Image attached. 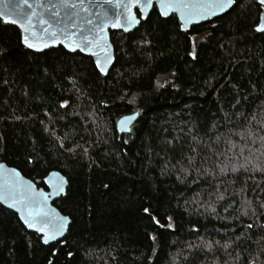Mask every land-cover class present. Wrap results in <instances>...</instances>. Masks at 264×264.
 <instances>
[{
  "label": "trees",
  "instance_id": "obj_1",
  "mask_svg": "<svg viewBox=\"0 0 264 264\" xmlns=\"http://www.w3.org/2000/svg\"><path fill=\"white\" fill-rule=\"evenodd\" d=\"M260 12L235 0L182 31L154 6L110 33L105 76L80 52L25 48L0 19V162L37 186L65 175L53 204L71 219L46 245L0 205V264H264Z\"/></svg>",
  "mask_w": 264,
  "mask_h": 264
},
{
  "label": "water",
  "instance_id": "obj_2",
  "mask_svg": "<svg viewBox=\"0 0 264 264\" xmlns=\"http://www.w3.org/2000/svg\"><path fill=\"white\" fill-rule=\"evenodd\" d=\"M14 2L16 0H0V12L5 13L0 19L3 22L5 19L18 20L16 24H9L18 28L21 43L25 48L42 52L61 46L68 52H80L89 56L96 69L104 76L110 72L115 61V49L110 33L131 32L147 18L154 6L164 18L174 14L180 23V29L187 31L195 25L221 16L233 5L221 11L213 6L217 0H151L150 3L149 0H28L33 8L28 9L25 6V11L29 15L32 11L36 13L29 23L27 19L17 17L11 7H5L6 4L11 5ZM256 2L260 5L261 12L255 29L257 32H264L257 30L264 29V4H261L260 0ZM51 5H55V11L59 13L55 18L52 16ZM129 14L134 17L133 21L128 20ZM41 19L49 23L40 24ZM89 20L91 24L86 23ZM21 24L29 28V31L24 32ZM45 28H48V31H45ZM82 35L92 42L87 47L81 40ZM24 36H28L29 42L34 45L33 48L27 47L23 41ZM76 44H80V48H77ZM126 117L132 119L125 124ZM137 117L138 112L122 115L117 120V130L120 133L129 132ZM67 185L68 180L60 171L48 172L44 177L43 187L37 186L17 168L0 162V205L16 213L24 227L38 234L43 244L46 234L61 233L55 240H50L46 244L48 245L62 239L68 230L70 217L61 213L53 204L54 200L65 194ZM13 204L14 207L11 206ZM25 219H30L36 226L29 228ZM40 228L44 231H39Z\"/></svg>",
  "mask_w": 264,
  "mask_h": 264
},
{
  "label": "snow or ice",
  "instance_id": "obj_3",
  "mask_svg": "<svg viewBox=\"0 0 264 264\" xmlns=\"http://www.w3.org/2000/svg\"><path fill=\"white\" fill-rule=\"evenodd\" d=\"M65 2H66V0H65ZM150 2H151V0H149V3H150ZM234 3H235V0H217V2L214 3L213 6L216 7V8H218V9H220L221 11H223L225 8L230 7V6H231L232 4H234ZM260 3H261V4H264V0H260ZM25 6H26L28 9H32V8H33V5L29 4L28 0H16V2L11 3V5H7V4L5 5L6 8L11 7V11L14 12V13L16 14L17 17H19L20 19H27V21L30 23L32 17H33V16H36V13H35V11H32L31 15H29L28 12L25 11ZM50 7H52V9H53L52 16H53V18H55L56 16L59 15V13L55 11V7H56V6H55V5H51ZM71 7L74 8L75 5H71ZM213 14H215V13H213ZM4 15H5V13L0 12V17H3ZM128 20H129V21H133V20H134V17H132V16L129 14V16H128ZM4 22H5V23H13V24H16V23H18V20H17V19H11V20L5 19ZM57 22H59V21H57ZM39 23H40V24H48L49 22L46 21V20L41 19V20H39ZM86 23L91 24V21H90V20H89V21H86ZM113 26L116 27V26H118V25H113ZM21 27L23 28V31H24V32H28V31H29V28L24 27L23 24H21ZM44 30H45V31H48V28H45ZM126 30H127V29H126ZM257 30L260 31V30H264V29H257ZM34 34H35V33H33V35H34ZM73 35H75V34L73 33ZM81 40H82L83 42H85V47H87L88 44H91V43H92L91 41L88 40V37H87V36H84V35L81 36ZM23 41H24V43L27 45V47H29V48H33V47H34V45H33L32 43L29 42V38H28V36H24ZM42 46H43V47H46L47 45H42ZM93 46H95V45H93ZM76 47H77V48H80V44H76ZM81 50H83V48H81ZM190 55H191V54H190ZM102 70H103V69H102ZM62 106H63V105H62ZM130 119H132V117H126V118L124 119V123L126 124ZM241 167H243V166H241ZM226 170H227V169H225V168H221V169H220L221 172H225ZM256 170L264 171V169H261V168H258V169H256ZM231 171H232V172H236V171H238V169L234 167V168L231 169ZM11 206L14 207L15 204H13V205H11ZM149 211H150V209H148V208H145V209H144V212H145V213H149ZM244 214L247 215V212H245ZM29 216H31V213H29ZM153 219H155V217H153ZM25 223L27 224V226H28L29 228H33V227L36 226L35 224H33V223L31 222L30 219H25ZM169 227H171V225H169ZM248 227L251 228L252 225H248ZM38 230L41 231V232L44 231L43 228H40V229H38ZM60 234H61L60 232H56V233H54V234H46L45 237H44V243L47 244L50 240H55L56 237H57L58 235H60ZM71 255H72V253H69V256H71Z\"/></svg>",
  "mask_w": 264,
  "mask_h": 264
}]
</instances>
